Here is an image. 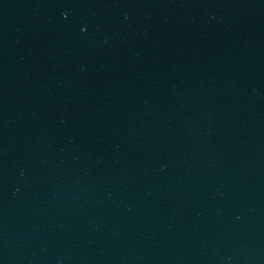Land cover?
Returning <instances> with one entry per match:
<instances>
[{"label": "water", "instance_id": "water-1", "mask_svg": "<svg viewBox=\"0 0 264 264\" xmlns=\"http://www.w3.org/2000/svg\"><path fill=\"white\" fill-rule=\"evenodd\" d=\"M0 264H264V0H0Z\"/></svg>", "mask_w": 264, "mask_h": 264}]
</instances>
